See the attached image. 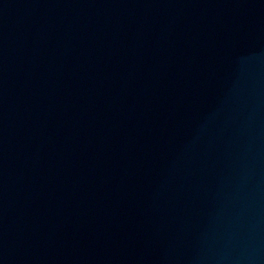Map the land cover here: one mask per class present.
Segmentation results:
<instances>
[{
    "label": "water",
    "instance_id": "95a60500",
    "mask_svg": "<svg viewBox=\"0 0 264 264\" xmlns=\"http://www.w3.org/2000/svg\"><path fill=\"white\" fill-rule=\"evenodd\" d=\"M0 264H264V0H0Z\"/></svg>",
    "mask_w": 264,
    "mask_h": 264
}]
</instances>
